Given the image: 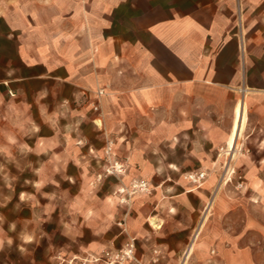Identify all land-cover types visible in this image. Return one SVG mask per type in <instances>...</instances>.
Instances as JSON below:
<instances>
[{
	"label": "crops",
	"instance_id": "1",
	"mask_svg": "<svg viewBox=\"0 0 264 264\" xmlns=\"http://www.w3.org/2000/svg\"><path fill=\"white\" fill-rule=\"evenodd\" d=\"M110 162L126 172L92 189ZM0 166L51 200L35 229L61 199H111L83 227L123 244L115 192L140 178L126 229L145 264H264V0H0Z\"/></svg>",
	"mask_w": 264,
	"mask_h": 264
},
{
	"label": "rangeland",
	"instance_id": "2",
	"mask_svg": "<svg viewBox=\"0 0 264 264\" xmlns=\"http://www.w3.org/2000/svg\"><path fill=\"white\" fill-rule=\"evenodd\" d=\"M111 165L112 163L110 162L104 172L99 174V182L92 184V189H100L103 181L115 176H120L127 170L123 165L122 169L113 171L114 168H112ZM29 173L30 172L17 166H11L9 168L0 166V177L3 175L7 176L6 179L0 178V180H3L0 182V264H59L57 258L59 253L68 259L74 256H78V258H91L92 255H100L104 249L121 248L131 237L135 238L136 254L137 238L130 235L126 229V219L129 217V213L132 209L133 196L137 194V192L146 191L148 189L147 185L144 190L135 185L138 182H145V180L137 178L128 185L121 184L115 192L117 195H120V204L118 207L121 209L122 215L121 219L117 220L116 226L119 228V231H122L120 237L125 240L122 244L118 243V240L110 239L113 237L112 229L102 232L101 235H96L90 230H85L83 227V219L87 214L86 210H88L89 207L90 209H95V211L101 208L112 209L114 204L111 199L103 200L95 198L90 200L83 197H75L67 200L61 199L60 202L63 204V207L66 208L68 206L69 213L67 215L64 213L63 216H49L48 213H44V217L49 218V220L43 222V224H39V227L43 229H35L37 225L31 220L34 216L31 204L34 200L35 202L39 201L44 203L51 200L49 198L38 200L29 195V192L32 193L36 189L34 183L24 182L22 180L23 175ZM236 176H238L237 171H234L233 168L230 167L227 179L231 177V179L236 181V185L241 188L242 185L240 184L242 183H238L239 179H235ZM227 179L225 178L226 181ZM73 186L75 191L81 190L80 184L74 183ZM106 190H110V184H106ZM108 192H111L112 195L114 190L112 189V191ZM66 204L68 205L66 206ZM206 213H208L207 208L204 210V214ZM90 217L96 216L92 213ZM68 220H70L72 226L66 224ZM98 238L99 242L103 244L102 246L108 241L106 246L111 245L112 241L114 242V246L106 248L97 247L95 249L83 246L85 244L87 246L92 240L98 241ZM62 248L74 250L75 253L74 255H69V253L64 254L61 250ZM74 264H81L80 260L76 259ZM87 264L94 263L88 262ZM143 264H145V262H143Z\"/></svg>",
	"mask_w": 264,
	"mask_h": 264
},
{
	"label": "built area",
	"instance_id": "3",
	"mask_svg": "<svg viewBox=\"0 0 264 264\" xmlns=\"http://www.w3.org/2000/svg\"><path fill=\"white\" fill-rule=\"evenodd\" d=\"M105 94V90L99 89L97 90L95 101L92 103V107L94 110H99L100 108V98ZM112 148V141L108 142L107 154H110ZM114 168L113 171H118L123 168V164L118 162H114L112 165ZM205 177L204 172H191L188 174V178L190 181L201 184V181ZM146 182H138L135 186L144 190L146 189ZM242 185V184H240ZM59 260V264H74L76 259L80 260L81 264H87L88 262L94 264H143L142 260L136 256L135 254V238L131 237L129 241H127L121 248H108L104 249L100 255H92L89 257H81L74 256L70 259L63 256L61 253L57 256Z\"/></svg>",
	"mask_w": 264,
	"mask_h": 264
},
{
	"label": "bare ground",
	"instance_id": "4",
	"mask_svg": "<svg viewBox=\"0 0 264 264\" xmlns=\"http://www.w3.org/2000/svg\"><path fill=\"white\" fill-rule=\"evenodd\" d=\"M240 112H241V109H240V107L238 108V111H237V123H236V127H235V131H234V133H233V136H232V138H231V141H230V146H231V148H233V145H234V140H235V137H236V132H237V128H238V122H239V120H240ZM193 242V241H192Z\"/></svg>",
	"mask_w": 264,
	"mask_h": 264
}]
</instances>
